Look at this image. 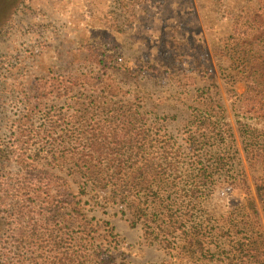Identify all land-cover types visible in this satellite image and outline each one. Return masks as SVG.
<instances>
[{
	"label": "rangeland",
	"instance_id": "374dc122",
	"mask_svg": "<svg viewBox=\"0 0 264 264\" xmlns=\"http://www.w3.org/2000/svg\"><path fill=\"white\" fill-rule=\"evenodd\" d=\"M136 2H120L104 36L86 24L102 0H0V264H37L38 248L13 214L35 199L34 175L47 173L42 197L74 196L87 221L114 229L116 247L100 261L264 264V0ZM131 14L148 15L154 28L123 46L124 27L144 28ZM120 121L147 129L144 146ZM93 127H109L98 137L108 151L144 152L125 173L137 177L147 165L149 188L139 179L121 200L81 175L89 160L48 159L74 144L73 131L90 151ZM21 134L32 142L26 164L11 145ZM99 154L108 155L94 151L91 170L114 171ZM21 170L25 186L15 181ZM77 232V220L64 230ZM97 233L107 247V229Z\"/></svg>",
	"mask_w": 264,
	"mask_h": 264
},
{
	"label": "trees",
	"instance_id": "16d2710c",
	"mask_svg": "<svg viewBox=\"0 0 264 264\" xmlns=\"http://www.w3.org/2000/svg\"><path fill=\"white\" fill-rule=\"evenodd\" d=\"M261 27L264 26V19L261 21ZM257 24H260L257 23ZM119 124H122V127L125 128L126 134L131 135L133 134L137 137L141 146H144L145 139L147 137V129H142V126L137 125L136 123L131 122H122L120 121ZM109 127L98 128L99 132L97 133V129L93 127L94 132L91 135V148L90 151L88 150L89 146H84L81 144L82 140L80 141L79 138L74 131L72 132L73 136H69L74 141V144L69 142L70 148H65L64 144H59L58 148L55 149L56 154L49 155L52 160L58 161L66 158L68 154H72L71 157L73 159H77L80 161L85 162L89 160L88 163L85 162V168L87 170L86 173H81V175L89 182L93 187L98 188L101 192L107 191L111 196L115 198L121 197V200H124L126 197H129L132 193V190L139 185L138 180L141 179V184L144 186L150 187V183H147L149 180L148 172L144 169L147 165L143 167H139L137 177L133 175L127 177L125 173L127 170L133 169L134 165H138L139 161H146V157L144 152L141 151L135 157L130 155L129 157L125 158L122 149L119 147H115L113 150L108 151L109 148L108 142H104L103 139H98L99 136H106V131ZM96 135V137H95ZM25 136L24 134L12 137L11 145L15 148V151L20 152L19 155L16 154V157L19 156L21 159V164H26L27 157L25 156V150L29 149L31 146L29 144V140L25 141L23 139ZM128 143L133 141V137L130 136ZM140 138V139H138ZM79 142V143H78ZM32 143V142H31ZM64 150H68V152H64ZM98 150L102 152L106 150L108 155H98L96 158L98 159L100 156L104 158H109L111 165L114 167V171L109 172V170H100V171H92L89 163L95 160V156L93 152ZM71 158V159H72ZM17 160H20L17 158ZM100 160V159H98ZM136 162V163H135ZM131 167V168H130ZM27 172H23L22 170L19 171L17 178V182H20L21 185L25 186L28 182L24 183V177H26ZM47 173V172H46ZM48 174V173H47ZM47 174L41 175H34L37 180H35V184L33 187H30V190H33L37 194L34 198L26 197L25 199H21L23 202L18 207L17 211L13 214V217L16 219L17 227H21L25 231H29V241L32 242L34 246H37V256L35 260H37V264H114L113 262L103 261L100 259L105 257V255L111 253L112 250L115 249L117 244L116 236L114 235V229L111 225L106 222H97L95 225L93 221H87L86 217L82 212V201H78L75 199L74 196H70L73 198L71 201H64L58 199L57 196L51 197L53 201L47 200V197H42L39 193L43 189L40 187V177L43 179H50L52 176H48ZM151 182V181H150ZM18 188L17 190H19ZM142 189V188H141ZM39 193V194H38ZM28 196H30L28 194ZM38 198V199H37ZM39 203V204H35ZM33 207V211L31 210V206ZM74 220V221H73ZM76 220L82 223V233L83 236L80 238H73L65 236L64 230L70 229L72 226L76 224ZM101 224V225H100ZM170 227L176 231L184 230V226L181 221H170ZM105 227L107 229L108 237L112 240L109 242L107 247H101L102 245L99 244L96 238L99 237L98 235V228ZM186 231V230H184ZM97 233V234H96ZM69 235V234H68ZM156 237H154L152 241H156ZM149 242V241H148ZM196 245L201 243L199 240L194 241ZM202 248L200 244V249Z\"/></svg>",
	"mask_w": 264,
	"mask_h": 264
},
{
	"label": "crops",
	"instance_id": "0c3cea01",
	"mask_svg": "<svg viewBox=\"0 0 264 264\" xmlns=\"http://www.w3.org/2000/svg\"><path fill=\"white\" fill-rule=\"evenodd\" d=\"M121 1H127V6L130 5L132 8L134 5H136V0H102V6H101V12L98 13L97 19H93V17H89V21L86 22L88 24V27L90 30H93L94 32L97 31L98 29L101 31L102 35L106 36V32H113L111 30V24L109 23L110 19L108 15L110 13H113V15L117 16V13L119 12V4ZM87 4H85L86 6ZM84 6V7H85ZM116 13V14H115ZM122 18V16H121ZM128 18H130L131 22H134L135 24L143 25V29L138 31L137 28H135V31L140 33L137 38H135V31L131 30L130 28L124 27L122 30V36L123 39L126 41V43L123 46H128L129 42H133L137 45L138 41H142L144 39L142 33L144 32V29L146 31H149L150 28L151 30L154 28L153 24L151 21H149L148 15L144 14L139 18V21L134 19L133 14L128 15ZM150 33V32H148ZM162 33V32H161ZM147 34V33H145ZM148 36V35H147ZM90 39H92L90 37ZM118 48L119 46L116 45Z\"/></svg>",
	"mask_w": 264,
	"mask_h": 264
}]
</instances>
